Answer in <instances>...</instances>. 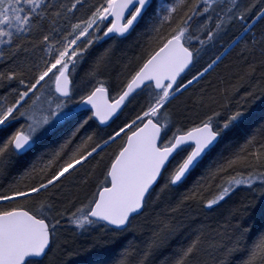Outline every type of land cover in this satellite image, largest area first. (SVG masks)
Returning <instances> with one entry per match:
<instances>
[{"label":"snow or ice","instance_id":"6c2138e0","mask_svg":"<svg viewBox=\"0 0 264 264\" xmlns=\"http://www.w3.org/2000/svg\"><path fill=\"white\" fill-rule=\"evenodd\" d=\"M124 41L134 58L117 55ZM233 54L236 82L200 87ZM0 91V264H65L62 221L100 229L79 264H132L131 241L109 245L149 216L135 264H202L208 226L172 246L176 214L241 189L207 248L264 264V0H0Z\"/></svg>","mask_w":264,"mask_h":264},{"label":"trees","instance_id":"16d2710c","mask_svg":"<svg viewBox=\"0 0 264 264\" xmlns=\"http://www.w3.org/2000/svg\"><path fill=\"white\" fill-rule=\"evenodd\" d=\"M230 37L225 38V42ZM108 43H111V41ZM128 41H124L120 44L119 49L117 51V55L119 56L121 52H124L125 54V60H127L129 57L134 58L138 52L139 48H131L129 49L127 47ZM107 46V45H105ZM218 47V46H217ZM221 49L218 47L216 48L217 54ZM215 56V55H214ZM213 56V58H214ZM235 60V56L230 55L229 57L225 58V60L217 66V68L208 74V76L205 77V80L201 82L200 87L205 86L207 82H211L210 84H207L208 91L211 92L213 87H221L220 79L223 77L225 80V84L223 86H227L229 82L235 83L236 77L233 76L231 78V81H229L227 74L233 71L232 64ZM87 69V64L82 68V73ZM119 71V69H117ZM255 82V79H253V83ZM196 91V89H189L188 93H185L183 96H180L177 98V100L173 101L171 105H169L170 109H173L177 112L183 111V105L184 102H186V98L189 96V93H193ZM240 95H243V91L240 92ZM239 99V96L237 97ZM191 102V101H187ZM126 114L128 113V110H126ZM123 118V115L122 117ZM119 123V121H117ZM114 126V125H113ZM70 131V126H66L65 129L62 130V133L66 135ZM87 131H90V129H86L83 132H81V136L85 135ZM62 136L57 137V139H61ZM108 151H111V149H108ZM31 157H25L23 160V163H27ZM83 171V170H82ZM199 173L193 175L189 178L188 182L182 186L181 188L176 190V198H179L180 193H182L187 187L191 186L192 182L196 179V175ZM215 192V188L210 189L205 193V198H211ZM235 197H239L235 199ZM247 198V192L244 189H241L236 193L234 197H232L231 200L227 201L226 203H223L220 208L214 209L211 212H204L197 208L195 204H192L186 209L185 211L179 212L176 214V221L182 225H184V228L181 229V232L179 235L174 239L173 245L175 246L176 243L179 242L180 238L185 235V233L189 232L191 229L197 228L199 225L203 224L208 226L205 229V247L206 251L201 256V262L202 264H219V260L221 259V253L218 251H213L211 248H207V245L212 243L213 241H220L222 239V236L220 235L221 232H227L228 230L226 228H223L222 226L227 223V217L229 215V211L238 206L242 199ZM154 215V213H153ZM195 218V223H193V219ZM151 222V216H149L147 219L144 218H138L136 223L144 224L146 225L143 230H140L137 228L134 231H129L125 233L123 236H120L117 238V241L113 245H109V247L112 249V254L117 255L125 245H127L130 241L132 242L133 247L137 249L138 255L133 258L132 264H135L136 260L139 258V255L142 254V250L146 248L147 244L150 242V237L152 234L153 229L150 226ZM63 224L68 225L66 221H62ZM73 228L72 231H67L65 233L66 241H68L67 245H65V250L62 253V259L65 261V264H70V259L66 256L68 254H73L80 256V260L82 258V253H80L81 248H87V242L89 240H93L95 236H97L100 233V230L94 229L89 232H87V237H84L85 233L83 234L79 233L78 230ZM64 241V240H62ZM76 252V253H75ZM166 254V252L164 253ZM67 257V260H66ZM159 256L155 258V264H158ZM149 264H153V261H149Z\"/></svg>","mask_w":264,"mask_h":264},{"label":"rangeland","instance_id":"374dc122","mask_svg":"<svg viewBox=\"0 0 264 264\" xmlns=\"http://www.w3.org/2000/svg\"><path fill=\"white\" fill-rule=\"evenodd\" d=\"M80 13H78L79 15ZM226 37H224L223 39L225 40ZM110 42V41H109ZM217 46L219 47V42H217ZM216 47V48H218ZM215 48V49H216ZM215 49H210L205 55H210L212 54ZM36 55H39V53H37ZM80 74L83 75L82 73V70L80 69ZM0 94H2V91H0ZM239 197H235V199H237ZM94 229H97V230H100L99 227H95ZM72 231L73 232V229L71 226H62V228L60 229V236H61V240H65L66 239V236H65V233H67V231ZM91 231V229L89 230ZM88 231V232H89ZM84 237H87V232L85 233ZM93 243V240H89L87 239V242H85V244H87V246L91 245ZM76 253V252H75ZM77 255H74L73 254H68L66 255L69 259H70V264H79V261H80V256L78 255V253H76ZM67 257H66V260H67ZM67 264V263H66ZM69 264V263H68Z\"/></svg>","mask_w":264,"mask_h":264},{"label":"flooded vegetation","instance_id":"af4514ba","mask_svg":"<svg viewBox=\"0 0 264 264\" xmlns=\"http://www.w3.org/2000/svg\"><path fill=\"white\" fill-rule=\"evenodd\" d=\"M215 53H216V49H215V51L212 54H210V55H204L203 59L200 62L201 65L204 64L206 61H208L211 57H213L215 55ZM199 66L200 65H198L197 68H199Z\"/></svg>","mask_w":264,"mask_h":264},{"label":"bare ground","instance_id":"6f19581e","mask_svg":"<svg viewBox=\"0 0 264 264\" xmlns=\"http://www.w3.org/2000/svg\"><path fill=\"white\" fill-rule=\"evenodd\" d=\"M211 58H213V57H211ZM211 58H210V59H211ZM210 59L208 60V62H210Z\"/></svg>","mask_w":264,"mask_h":264}]
</instances>
